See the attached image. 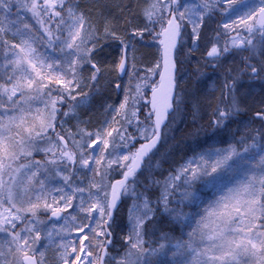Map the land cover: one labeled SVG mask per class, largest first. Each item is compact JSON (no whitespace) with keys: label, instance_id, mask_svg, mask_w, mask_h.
I'll return each instance as SVG.
<instances>
[{"label":"snow or ice","instance_id":"1","mask_svg":"<svg viewBox=\"0 0 264 264\" xmlns=\"http://www.w3.org/2000/svg\"><path fill=\"white\" fill-rule=\"evenodd\" d=\"M113 74L123 99L81 119ZM189 105L246 133L165 175ZM0 264H264V0H0Z\"/></svg>","mask_w":264,"mask_h":264},{"label":"trees","instance_id":"2","mask_svg":"<svg viewBox=\"0 0 264 264\" xmlns=\"http://www.w3.org/2000/svg\"><path fill=\"white\" fill-rule=\"evenodd\" d=\"M195 64L193 62L188 65L191 70ZM205 70V69H204ZM187 84H182L185 86L186 92L192 94L196 90H206L209 89V84H203L201 86L202 80H198L197 77L191 74ZM200 81V82H199ZM212 82L210 79L206 80ZM192 83L198 84L196 88ZM255 88L259 90L260 84L256 83ZM191 107V105H189ZM246 116H242L238 121H234L229 124V130L223 133H217L216 136H211V130L206 128L207 117L205 116L203 120L197 118L194 122L193 116L190 110L187 111V119L183 122V127L175 134L174 146L172 148H167L161 151L160 158L162 159V170L165 175L170 168L174 169L183 163L187 158L191 157L193 151L199 152L202 148H206L209 144L216 148H227L230 144H235L239 140L241 135L246 133V129L243 126V121L246 120ZM204 126V127H202ZM255 127V126H253ZM231 133H235L233 136ZM254 134V133H253ZM251 141H249L250 143ZM191 209L184 207V212H189ZM170 235L179 238L180 237V226L177 225L175 230L170 233ZM159 236V233H157Z\"/></svg>","mask_w":264,"mask_h":264},{"label":"rangeland","instance_id":"3","mask_svg":"<svg viewBox=\"0 0 264 264\" xmlns=\"http://www.w3.org/2000/svg\"><path fill=\"white\" fill-rule=\"evenodd\" d=\"M214 26V25H213ZM145 47L138 46V51L136 53L138 61H142L138 63V67L143 71L144 67L146 64L143 62L142 56H145ZM152 51H155L154 49H150ZM193 64H195V60L192 61ZM147 66H150L148 64ZM189 68V67H188ZM192 70V69H191ZM209 76H211V71L210 69H205L204 70ZM190 69L188 70L187 73H184V80L182 84H187V81L185 80L188 76H190ZM109 80H112L113 82L111 84L108 83ZM125 80V81H124ZM123 82L127 84L129 82V77L126 75L125 79ZM202 82L203 80H209V79H201ZM115 74H113L112 77H101L100 83L97 85V88L99 91L93 90V94L90 97V99L81 107V119H89L91 118L93 124H97L99 121H102L104 119V107L106 104L113 103L115 101V98L117 99V94L114 91V84H115ZM133 81V85H134ZM212 83V82H211ZM211 83L209 84V87H211ZM258 83V82H257ZM85 92L88 91L87 88L84 89ZM119 99H123V91L121 90L119 93ZM119 103V102H115ZM185 114L183 116V119H185ZM75 121H70V124H74ZM181 126V119H177L176 124L171 125L168 129H165L166 131V137L165 141L163 143H168L172 139V135L175 133L176 129ZM37 159L40 157L37 156ZM51 256V253H49Z\"/></svg>","mask_w":264,"mask_h":264},{"label":"bare ground","instance_id":"4","mask_svg":"<svg viewBox=\"0 0 264 264\" xmlns=\"http://www.w3.org/2000/svg\"><path fill=\"white\" fill-rule=\"evenodd\" d=\"M146 50H144L146 53H145V56H142V58H143V60H145V61H143L144 63L145 62H148V61H150L151 60V55L155 52V51H152V50H150V49H148V48H145ZM197 55H199V54H197ZM146 64V63H145ZM191 71V73H190V75L192 74V70H190ZM123 79V78H122ZM188 79H190V77L188 76L185 80L186 81H189ZM124 80V79H123ZM125 81V80H124ZM200 82V81H199ZM210 84V81H206V80H203V82H201V86H203V84ZM192 85L194 86V88H196L197 86H198V84H195V83H192ZM114 102H119V99H116L115 98V101ZM189 110L191 111V107L189 106Z\"/></svg>","mask_w":264,"mask_h":264},{"label":"water","instance_id":"5","mask_svg":"<svg viewBox=\"0 0 264 264\" xmlns=\"http://www.w3.org/2000/svg\"><path fill=\"white\" fill-rule=\"evenodd\" d=\"M125 75H123V77H124Z\"/></svg>","mask_w":264,"mask_h":264}]
</instances>
